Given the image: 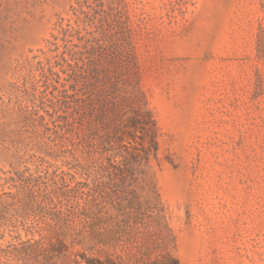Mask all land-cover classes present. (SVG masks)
I'll list each match as a JSON object with an SVG mask.
<instances>
[{"label":"rangeland","instance_id":"obj_1","mask_svg":"<svg viewBox=\"0 0 264 264\" xmlns=\"http://www.w3.org/2000/svg\"><path fill=\"white\" fill-rule=\"evenodd\" d=\"M264 264V0H0V264Z\"/></svg>","mask_w":264,"mask_h":264},{"label":"trees","instance_id":"obj_2","mask_svg":"<svg viewBox=\"0 0 264 264\" xmlns=\"http://www.w3.org/2000/svg\"><path fill=\"white\" fill-rule=\"evenodd\" d=\"M174 264H176V263L174 262Z\"/></svg>","mask_w":264,"mask_h":264}]
</instances>
